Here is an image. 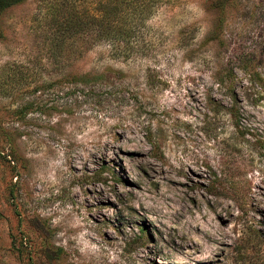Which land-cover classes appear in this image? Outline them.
Returning <instances> with one entry per match:
<instances>
[{"label":"rangeland","instance_id":"374dc122","mask_svg":"<svg viewBox=\"0 0 264 264\" xmlns=\"http://www.w3.org/2000/svg\"><path fill=\"white\" fill-rule=\"evenodd\" d=\"M213 2L62 51L0 13V264H264V0Z\"/></svg>","mask_w":264,"mask_h":264},{"label":"trees","instance_id":"16d2710c","mask_svg":"<svg viewBox=\"0 0 264 264\" xmlns=\"http://www.w3.org/2000/svg\"><path fill=\"white\" fill-rule=\"evenodd\" d=\"M25 1L0 0V13ZM93 1L94 9H89L85 5L86 0H42L45 9L44 18L50 22V30L53 32L51 33L53 39H50L49 43L52 51L60 49L62 51L63 46L69 41L74 44L83 41L86 36L90 46L101 41L120 40L122 35L129 37L130 33L121 27L128 10H130L129 16L136 15L140 19H145L152 13L154 7L161 4H175L178 0ZM231 2L232 0H214L213 5L215 9L222 10Z\"/></svg>","mask_w":264,"mask_h":264}]
</instances>
